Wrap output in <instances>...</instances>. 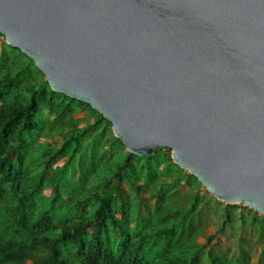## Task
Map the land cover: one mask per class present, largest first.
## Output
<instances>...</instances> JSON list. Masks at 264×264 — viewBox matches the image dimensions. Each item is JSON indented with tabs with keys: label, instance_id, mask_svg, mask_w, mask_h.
Returning <instances> with one entry per match:
<instances>
[{
	"label": "water",
	"instance_id": "obj_1",
	"mask_svg": "<svg viewBox=\"0 0 264 264\" xmlns=\"http://www.w3.org/2000/svg\"><path fill=\"white\" fill-rule=\"evenodd\" d=\"M0 33L129 153L264 215V0H0Z\"/></svg>",
	"mask_w": 264,
	"mask_h": 264
},
{
	"label": "rangeland",
	"instance_id": "obj_2",
	"mask_svg": "<svg viewBox=\"0 0 264 264\" xmlns=\"http://www.w3.org/2000/svg\"><path fill=\"white\" fill-rule=\"evenodd\" d=\"M7 67L11 79L0 84L5 96L18 93L23 102H39L20 155L13 159L28 182L43 176L33 201L26 203L37 219L48 213L60 225L80 216L93 218L98 202L89 194L104 192L126 230L123 235L110 228L113 248L121 251L143 238L147 248L141 259L147 264H264L263 214L216 198L173 160L169 148L129 157L107 118L87 102L53 90L34 60L0 33V75ZM4 196L0 235L9 232L11 216L8 188ZM150 227L168 231L146 234Z\"/></svg>",
	"mask_w": 264,
	"mask_h": 264
},
{
	"label": "trees",
	"instance_id": "obj_3",
	"mask_svg": "<svg viewBox=\"0 0 264 264\" xmlns=\"http://www.w3.org/2000/svg\"><path fill=\"white\" fill-rule=\"evenodd\" d=\"M11 71V67L5 69V73ZM9 78L8 73L0 75V84L4 85ZM3 89L0 87V197H5L8 188L11 216L7 220L9 232L0 235V264H25L29 260L39 264H147L141 259L147 248L143 238L125 244L121 251L113 248L110 228H117L123 235L126 230L124 223L118 221L107 193L89 194L98 202L93 218L80 216L73 222L56 225L48 213L37 219L33 211H27L26 203L33 201L32 194L43 176L37 183L28 182L25 173L16 169L13 159L20 155L23 135L33 125L39 102L35 98L23 102L18 93L6 97ZM51 109L59 110L55 105ZM130 156L138 157L132 153ZM121 203L120 212L126 217L127 202ZM167 231V228L150 227L146 234L161 235Z\"/></svg>",
	"mask_w": 264,
	"mask_h": 264
}]
</instances>
